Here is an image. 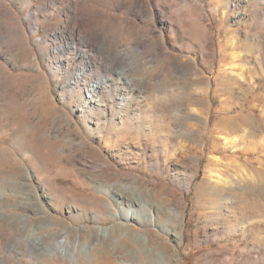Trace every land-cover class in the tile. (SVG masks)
I'll return each instance as SVG.
<instances>
[{"label": "rangeland", "instance_id": "1", "mask_svg": "<svg viewBox=\"0 0 264 264\" xmlns=\"http://www.w3.org/2000/svg\"><path fill=\"white\" fill-rule=\"evenodd\" d=\"M2 4L10 11L0 13V193L18 205L3 209L29 212L18 201L30 198V188L22 186L30 176L41 195V185L50 190L69 225L110 228L113 220H91L98 192L86 183L93 175L136 185L166 208H178L169 225L181 231L179 239L156 226H134L151 229L152 237L160 232L175 264H264V242L255 238H264V225L250 230L254 220L246 219L231 228L225 219L232 222L246 206L233 208L228 198L205 204L196 189L204 181L220 190L257 179L237 155L249 152L250 132L240 114L254 109L264 137V0ZM105 78L112 92L102 88L101 101L92 102L89 89ZM122 123L136 137L106 140L105 131ZM211 130L219 145L211 143ZM214 145L230 149L211 152ZM68 206L87 216L72 219ZM13 227L10 236L23 250L15 261L72 264L39 258L25 245L32 231L19 221Z\"/></svg>", "mask_w": 264, "mask_h": 264}, {"label": "bare ground", "instance_id": "2", "mask_svg": "<svg viewBox=\"0 0 264 264\" xmlns=\"http://www.w3.org/2000/svg\"><path fill=\"white\" fill-rule=\"evenodd\" d=\"M137 1L142 2L144 0ZM9 11V8L4 4L0 5V13L3 16L9 14ZM71 30L72 33L78 32L76 27H72ZM101 53V58L104 59ZM134 81L132 78L126 82L132 84ZM111 84L112 80L110 78L102 79L97 82V85L91 86L87 97L95 103L101 101L96 100L97 96L101 93L100 89L103 88L106 92L110 93L112 92L110 89ZM260 98L264 103V96ZM129 100L128 96L122 97V102L128 103ZM254 111V109H250L246 114H240V120L249 128L250 132L249 140L246 141V144L249 146V152L247 150L248 153L244 152V154L241 153L242 155L239 154L237 156L239 158L244 157L245 164L254 169L257 179L246 184L244 187H239L240 185L237 186L235 184V186L233 185L229 188L223 187L220 190L206 186L208 184L203 180L204 182L196 188L201 194L199 196H201L202 202L205 204L214 206L217 201L220 202L228 198L233 208L242 206L243 204L246 206L240 212L239 217L234 214L232 222L225 219V222L231 228L237 227L241 221L242 224L246 219L254 220L248 221L250 230L254 228L259 229L264 225V208L261 207V202L264 201V163L261 167L259 165L258 168H254L256 161H264V137L260 139L257 127V123L262 117L258 119L253 114ZM262 120H264V116ZM226 122L233 127V118L226 119ZM133 130L129 125L123 123L121 128L112 125L108 131H105L104 136L106 140L118 136L127 141L136 137ZM210 133L211 143L219 145V140L214 135L216 132L211 130ZM231 141L228 140L226 146ZM229 149V147L224 148V146L222 150L216 149L214 145L211 146L210 151L220 153ZM195 153L197 158H199L200 152L196 150ZM13 177H16V175H13ZM25 179L27 180H25L26 182L23 181L24 185L22 186L30 188V198L28 201H18V204H25L29 210L28 213H22L17 209L11 212L3 209L4 207L11 206L18 208V205L17 201L11 199L7 193H0V206L2 207H0V264H23L20 260L15 261L17 259H14L19 257L23 250L19 242L10 236L13 234L14 223L18 221L29 229L30 233L32 231L33 234L28 237L25 245L31 251L36 252L39 258H48L49 260L50 256H57L61 261H69L72 264H78L82 261L92 263L95 260L99 261L100 264H175V259L171 258L167 252L168 245L160 232L152 237L153 231L151 229L142 232L134 226L137 225L146 229L150 226H156L162 232H167L174 238L179 239L181 231L179 232L169 225L180 216L177 207L166 208L162 203L155 201L153 194L148 193L145 195L136 185L112 184L109 181H104V179L92 175L86 184L92 186L98 192V195H95L93 199L98 208H95L93 211L87 210V212L91 211V220L93 221L100 219L113 220V226L107 229L98 225L94 227L88 225L71 226L63 217L59 216L60 208L58 205H55L57 199L52 196L46 185H41L43 194L41 195L34 185L33 179L30 176H26ZM9 182H12V180L10 179ZM190 184L191 182L187 185L188 189L190 188ZM42 198H45L46 201ZM57 203L60 202L58 201ZM68 209L72 219L87 216L77 206H68ZM56 226L59 228L56 229ZM38 229L39 231L36 233L37 231L35 230ZM10 230H12V233ZM70 238L73 239V242L70 241ZM101 238H104V240H100ZM255 238L264 242V238L258 235ZM84 242L91 243V246L89 244L87 246ZM97 255H99L100 259H97Z\"/></svg>", "mask_w": 264, "mask_h": 264}]
</instances>
